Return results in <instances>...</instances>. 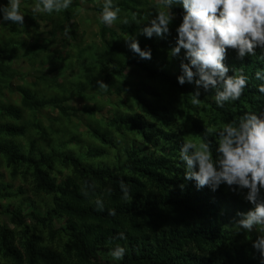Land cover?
Returning a JSON list of instances; mask_svg holds the SVG:
<instances>
[{"label": "rangeland", "instance_id": "1", "mask_svg": "<svg viewBox=\"0 0 264 264\" xmlns=\"http://www.w3.org/2000/svg\"><path fill=\"white\" fill-rule=\"evenodd\" d=\"M38 2L20 0L23 26L2 21L0 13V60L8 59L0 61V67L3 62L5 65L0 68V264H27L33 250L40 246L62 255L66 251L62 242L53 240L51 230L66 226L67 217L56 212L54 196L39 189L36 166L51 175L53 186L61 183L62 177L67 178L75 172L62 156L81 157L86 166L93 168L114 166L118 151L140 144L137 130L151 121L149 106H156L159 112L173 117L164 110V102L176 95L177 90L146 76L135 66V59L115 58L110 54L111 49L126 51L129 47L125 35L120 32L126 25L122 23V12L112 26L101 22L104 0H72L76 8L70 6L51 15L34 12ZM119 2L122 1L114 0V4ZM153 2L157 7L151 5V13L141 2L140 7L132 5L138 15L136 20L130 21L132 26L149 25L158 7H163L161 0ZM7 4L8 0H0V5ZM68 10L71 11L63 15V11ZM62 22L74 25L68 27L71 37L61 38V32L64 33ZM175 25L176 18L169 27ZM102 28L117 32V37L107 34L106 43H102ZM167 39V35L163 37V40ZM166 50L170 53L171 49ZM182 54L183 51L179 56ZM166 57L171 58L166 59L169 62L158 60L151 64L145 61L177 80L179 57ZM139 59L137 55L136 60ZM96 60L99 61L91 62ZM110 62H122L127 75L116 76ZM47 78H52L51 85L44 83ZM55 79L60 83H55ZM100 80L109 86L107 91L98 88L97 81ZM185 85L197 89L192 83ZM19 89H25L33 101L45 107L40 110L24 107ZM214 94L213 89L205 91L204 104L195 115L197 123L201 121L202 125L210 120L220 123L218 128L216 124L210 127L215 134L224 124L220 122L223 119L218 114ZM60 107L68 108L71 117L62 116L58 112ZM190 137L199 145L197 137ZM215 139L218 140V136L215 135ZM93 148H100L104 155L90 159L86 153ZM177 160L180 163V158ZM221 185L224 192L236 197L244 208L253 207L244 199L247 189L234 192L226 184ZM49 215L56 217L55 223L49 226L36 220V217ZM238 219L234 216L225 221L226 226L238 234L237 238L231 239L234 243L230 242V246H237L235 243L238 242L253 245L260 233L255 229L252 232L237 231L234 224ZM120 224H110V227L118 228ZM128 231L132 232L130 228ZM115 247L112 246V250Z\"/></svg>", "mask_w": 264, "mask_h": 264}, {"label": "trees", "instance_id": "2", "mask_svg": "<svg viewBox=\"0 0 264 264\" xmlns=\"http://www.w3.org/2000/svg\"><path fill=\"white\" fill-rule=\"evenodd\" d=\"M121 1L116 5L120 7L124 18L129 20L128 24L120 28L121 34L126 38L135 36L142 49L150 48L152 58L147 61L151 64L158 60L160 63L169 62L171 58L166 57L170 56L166 49L176 46V28L182 21V6H173L177 25L170 27L168 39L163 40L155 35L147 38L140 34L144 27L132 26L130 23L138 16L132 5L140 7L143 3L151 13L150 6L157 7L154 0ZM71 6L76 8V4ZM70 11H63V15ZM135 23L140 25L137 21ZM62 24L64 33L61 32V38L71 37L70 31L65 35V28H73L74 25ZM107 34L113 35V38L118 35L117 32L102 28V43H106ZM126 49H111L110 54L115 58L124 56L135 59V66L146 76L177 89L176 95L164 102V110L167 109L173 117L166 112H159L156 106H149L147 109L150 110L151 121L147 122L146 127L137 130L141 146L138 143V146L118 151L114 166L93 168L86 166L81 157L62 156L63 161L75 172L67 178L62 177L61 183L56 186L50 181L51 175H46L44 170L36 166L39 189L52 194L56 212L67 217L66 226L51 230L53 240L62 242L66 251L62 255L40 246L38 250H33L27 264H261L260 253L253 248L252 243L246 246L238 242L235 243L237 246H230L231 239L237 238L238 234L228 228L225 221L236 217L237 212L248 211L242 206L243 203L225 193L222 185L216 191L209 187L198 189L195 181L185 180L184 164L177 160L183 142L189 140L194 143L190 135L197 137L200 143L210 142L213 159L217 158V139L210 127L216 124L218 128L220 123L210 120L202 125L201 121L197 123L195 115L200 113L199 109L204 104L205 90L199 88L201 103L194 107L190 103L191 93L197 89L180 85L176 78L172 79L143 59L136 60L137 54L130 48ZM182 51L183 54L178 56L180 62L176 63L180 75V64L185 55ZM3 60L5 62L8 59L4 57L0 61ZM4 62L2 66H5ZM224 63L229 68L228 75H234V69H242L248 84L239 100L225 102L223 107L217 106L218 114L223 119L221 124L238 122V118L247 112L264 115V94L258 91V86L264 84V80L255 77L257 70L264 73V50L258 47L254 56L239 59L236 51L229 49ZM109 64L116 76L127 75L122 62ZM54 82L60 83V80L55 79ZM44 83L51 85L52 78H47ZM192 84L195 85L194 82ZM19 90L24 107L36 110L45 107L33 101L25 89ZM58 112L71 117L68 116V108L60 107ZM86 155L94 159L102 157L104 152L100 148H93ZM121 182L132 195L130 203L123 199ZM98 200L103 204V211L98 210ZM248 207L252 208L250 205ZM110 209L115 210V215L109 214ZM36 220L43 226H49L55 223L56 217L49 215L46 218L36 217ZM119 222L122 224L118 228L110 227V224ZM121 233L124 239L120 238ZM119 243L125 248V255L123 259L116 260L111 258L110 252L112 246Z\"/></svg>", "mask_w": 264, "mask_h": 264}, {"label": "clouds", "instance_id": "3", "mask_svg": "<svg viewBox=\"0 0 264 264\" xmlns=\"http://www.w3.org/2000/svg\"><path fill=\"white\" fill-rule=\"evenodd\" d=\"M72 0H39L34 12L51 15L67 10ZM163 7H158L154 17L140 34L147 38H163L170 34V24L175 19L172 8H183L182 21L176 28V46L169 55L177 57L184 50V59L180 68L182 75L178 83H195L197 90L192 94L190 103L195 107L201 103L199 88L214 90V100L218 107L225 102L237 101L247 87L248 78L243 70L234 69V75H228L229 68L224 61L227 51H236L239 59L254 56L259 47L264 50V0H161ZM121 9L114 0H104L100 20L112 26L120 18ZM2 21L24 25V15L20 12V0H8L7 6L0 5ZM0 21V22H2ZM122 23L128 24L125 17ZM70 31L65 28V35ZM130 50L141 59L150 60V48L142 49L135 36L124 38ZM184 60L188 62L185 63ZM256 79L264 80V73L257 70ZM98 88L107 91L109 86L102 80L97 81ZM264 94V84L258 86ZM207 131V130H206ZM211 134V133H210ZM217 158L213 159L210 142L199 145L185 140L180 149V160L185 167L184 178L195 181L198 189L209 187L216 191L221 184H226L234 192L247 189L244 199L253 205L247 212H237L239 217L234 226L237 231L252 232L260 235L253 242V248L260 253L264 264V199L260 193L264 189V115L247 112L238 118V122L225 123L217 129ZM123 199L132 202L128 187L121 182ZM98 210L103 211V204L97 201ZM115 215V210H109ZM124 239V234H120ZM110 255L121 260L125 248L117 245Z\"/></svg>", "mask_w": 264, "mask_h": 264}]
</instances>
